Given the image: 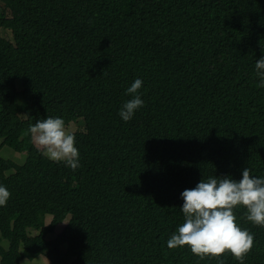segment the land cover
Wrapping results in <instances>:
<instances>
[{
	"label": "trees",
	"instance_id": "1",
	"mask_svg": "<svg viewBox=\"0 0 264 264\" xmlns=\"http://www.w3.org/2000/svg\"><path fill=\"white\" fill-rule=\"evenodd\" d=\"M1 1L0 149L27 158L0 157V264H239L167 241L184 190L264 177V0ZM136 79L144 107L125 122ZM47 117L84 126L76 170L34 143ZM235 215L255 237L244 264H264V227Z\"/></svg>",
	"mask_w": 264,
	"mask_h": 264
},
{
	"label": "clouds",
	"instance_id": "2",
	"mask_svg": "<svg viewBox=\"0 0 264 264\" xmlns=\"http://www.w3.org/2000/svg\"><path fill=\"white\" fill-rule=\"evenodd\" d=\"M255 69L261 81L259 86L264 87V57L256 62ZM142 86L143 81L136 79L127 89V94L133 98L125 102L119 112L125 122L144 107L138 94ZM29 131L44 156L54 162L65 163L72 170L80 167L75 135L62 118L39 120L30 126ZM181 195L184 222L167 241V247H188L200 259L221 260L226 254H231L239 264H244L254 247L255 237L240 227L235 210L245 208L246 219L264 227V177H254L250 169L245 168L239 181L231 177H212L193 189L184 190ZM10 197L9 190L0 186V207L6 206Z\"/></svg>",
	"mask_w": 264,
	"mask_h": 264
},
{
	"label": "rangeland",
	"instance_id": "3",
	"mask_svg": "<svg viewBox=\"0 0 264 264\" xmlns=\"http://www.w3.org/2000/svg\"><path fill=\"white\" fill-rule=\"evenodd\" d=\"M0 4H1V5H4L3 2H2L1 0H0ZM3 35H4L5 37H7L8 39H12V38H11V34H10L9 31H3ZM17 84H18V87H19V86L21 87V82H18ZM77 122H79V121L71 122V123H69L68 125H66V127H67V128L69 129V131H71L72 133H73V132H76V131H78V130H79V131H85L84 126L81 125V124H78ZM26 136H27L26 133L23 134V137H26ZM2 141H3V140L0 139V145H1ZM0 157L3 158V159H5V160H11V161H13V162H15V163L22 164L23 162L26 161L27 154H26V153H18V152L14 151L12 148H10V147H8V146H3V147L0 149ZM12 173H13V171L8 172V173H7V176L10 175V174H12ZM44 219H45V223H46V225H48V224L51 222L52 217L49 216V215H47ZM66 224H67V221L64 222L63 224L59 225V226L56 228L55 233H53V234H49L48 238H49V239H54V238L57 236V234H59V233L63 230V228L66 226ZM37 233H38V232H33V234H35V235H37ZM43 257H45V256H42V257L36 259L37 261L35 260L36 262H34V264H44V263L49 264V263H50V260L47 259L46 257H45V259H44ZM42 258H43V259H42ZM24 264H32V263H29V262L25 261Z\"/></svg>",
	"mask_w": 264,
	"mask_h": 264
}]
</instances>
